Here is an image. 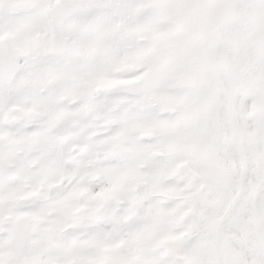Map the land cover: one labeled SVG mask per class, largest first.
<instances>
[{"label":"snow or ice","instance_id":"snow-or-ice-1","mask_svg":"<svg viewBox=\"0 0 264 264\" xmlns=\"http://www.w3.org/2000/svg\"><path fill=\"white\" fill-rule=\"evenodd\" d=\"M0 264H264V0H0Z\"/></svg>","mask_w":264,"mask_h":264}]
</instances>
